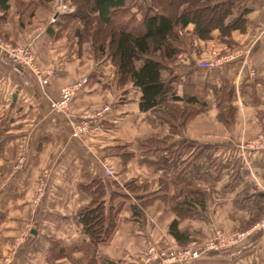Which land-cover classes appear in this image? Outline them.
Segmentation results:
<instances>
[{
  "label": "crops",
  "instance_id": "1",
  "mask_svg": "<svg viewBox=\"0 0 264 264\" xmlns=\"http://www.w3.org/2000/svg\"><path fill=\"white\" fill-rule=\"evenodd\" d=\"M124 1L133 10L150 0ZM8 3L4 19L0 8V31L15 43L33 40L44 82L0 53V252L10 249L0 264H147L150 247L187 246L218 233L237 239L183 264H264L258 225L264 222V152L250 154L252 177L236 144L264 128V0H247L252 23L246 32L234 31L225 43L216 32L212 44L198 39L171 65L172 91L195 97L205 111L178 133L168 132L156 111L161 106L140 111V90L118 85L110 60L100 62L88 44L79 46L60 17L50 22L39 12L37 22L20 24ZM205 42L208 48H197ZM233 42L250 48L254 74L242 59L212 69L196 63L199 50L207 55ZM73 84L77 90L60 109L61 89ZM240 106L254 112L245 125L238 116L230 126L217 119ZM83 120L95 121L75 133ZM40 178L44 194L37 198ZM98 191L105 223L113 225L106 239L92 244L77 212ZM173 220L187 243L170 234Z\"/></svg>",
  "mask_w": 264,
  "mask_h": 264
},
{
  "label": "trees",
  "instance_id": "2",
  "mask_svg": "<svg viewBox=\"0 0 264 264\" xmlns=\"http://www.w3.org/2000/svg\"><path fill=\"white\" fill-rule=\"evenodd\" d=\"M69 1L76 8L70 16L83 25L75 30L76 36L81 40L91 38L95 56L110 60L118 85L130 83L140 90V111L161 106L156 110L158 116L170 123L172 132L176 128L173 114L189 109H178L177 103L189 107L198 101L193 96L179 97L172 91L171 64L193 37L206 40L213 30L219 31L221 37H229L233 31L244 32L250 12L247 0H150L148 6L139 5L136 11L124 0ZM0 8L6 12L8 0H0ZM199 8L205 13L194 12ZM96 194L88 206L77 212L92 244L106 239L113 225L111 220L105 223L103 192ZM194 194L195 203L201 205V192L195 190ZM169 232L179 244L189 241L185 232L178 231L177 220L170 223Z\"/></svg>",
  "mask_w": 264,
  "mask_h": 264
},
{
  "label": "rangeland",
  "instance_id": "3",
  "mask_svg": "<svg viewBox=\"0 0 264 264\" xmlns=\"http://www.w3.org/2000/svg\"><path fill=\"white\" fill-rule=\"evenodd\" d=\"M165 1L168 2L169 0H165ZM149 3H150V1H149ZM12 4L14 6L15 13L17 15H19L20 24H22L23 21L31 22L32 20H34V22H37L38 21L39 12H41L43 14L44 13L49 14V15H47V19H49L50 22H53L54 20H56L55 18L57 16L60 17L61 20L64 23V24L62 23V25L64 27H67V28L70 27L71 28V30H70L71 35L77 37L78 45L81 46V45H84V44H88L89 48H90V51L92 52V55L95 56L96 53H95V50L93 49V46L91 44V38H86L85 40H81V39H79L78 36H76L75 30L76 29H82L83 25H82V23H81V21L79 19H77L76 17L70 16V14L75 12L76 8H75V6L73 4H71V2L69 0H50V1L12 0ZM127 6H130V5H127ZM138 6L139 5L135 4V6L133 7V11H136ZM131 10H132V6H131ZM195 10L196 11H194V12L198 13V14L204 12L202 8L195 9ZM6 12L2 11V13H3V17L2 18L3 19L6 16ZM63 15H68V16L66 17V16H63ZM137 15L139 16L140 12H138ZM259 17L260 18L263 17V12L262 11L260 13H258L257 15H255V18H259ZM250 19L251 18H250V12H249L246 15V27H245V31L244 32H246V30L249 28V26L252 23L250 21ZM214 32L217 33V37L220 38L224 43L226 41H232L231 36H229V37H221L219 35V31H217V30H213L211 32L210 37L208 39H206V40H203V41H209V43L212 44L213 41H210V40L214 38V36L212 35V34H214ZM244 32H241V33H244ZM232 34H234V31L231 33V35ZM186 39H187V36H186ZM190 40H191L190 45H187L186 48H184V50L178 55L177 59L171 65L176 63L179 58L181 59L182 54L190 51L192 46H193V43H195V41H197L198 39L193 37ZM0 42H6V43L11 44V45H20V46L21 45H23V46L24 45H29V50L31 52V57H32V60H31L30 64H31L32 67H34L35 69L38 70L37 58H36V55L34 54L33 48H32L33 40L30 39V40H27V41H25L23 43H15V42H12L10 39L5 38L2 35L1 31H0ZM204 47L205 48L209 47L208 42L207 43L205 42L203 47H201L199 45L197 48L200 49V48H204ZM249 50H250L249 47H242V46L238 47V46H235L234 42H233V46L232 47L231 46H228V47H224L223 46L222 49L220 47H218V48L212 47L207 55H201L200 50H199V52H198L199 55L195 58V61L198 64V66H199V63L202 62V61H210V62H212L214 64L213 67H206V68H211V69L212 68H218V67L224 66L226 64H229L231 61H233L235 59H242L243 61H246V64L250 65L251 62H250V51ZM95 58L98 59L100 62H102V61L107 59V58L105 59V58H101V57H97V56H95ZM19 66H25V67L29 68L32 71L31 66H27L25 64H21ZM249 68H248V71H250V74H254L253 66L250 65ZM36 78L41 84H42V82H44V78L43 77H40V79H39L38 76L36 75ZM81 79H83V78H81ZM115 79H116V77H115ZM106 106L107 105H105L103 107L104 110H105ZM185 107H187L189 109H181V108H185ZM262 107H264V105ZM178 109L184 110L185 112L183 111L184 113H181L180 112L181 110H180V111L175 112V114H173L174 115V119L173 120H174V122L176 124L175 130H173V132H175V133H178L179 131H182V129L186 128L185 126H186L187 122H189V123L191 122L192 123L193 122L192 120L198 118L197 116L202 115L201 114L202 112H205V111H203V108L201 106H199V105L198 106L194 105V106H189L188 107V106H184L183 104L180 105L178 103ZM198 109H201V110H198ZM236 111H238L239 113H237ZM236 111H235V109L233 107H231V109L223 111V115L218 116L217 119L221 123H223L224 126H230L231 123L235 124L234 123V119L238 116V117H240L239 122L241 124L244 123V125H245L247 120L250 118L252 113L250 111L246 112V109H245L244 106H242V108L240 106L239 109H237ZM178 112H180V113H178ZM258 113H260V115H262L263 114V110L258 111ZM253 114H254V112H253ZM255 118H258V116H255ZM86 121H88V120H86ZM163 121L168 125V132L173 133L171 131L170 126H169L170 123L168 121H166V120H163ZM195 122L198 123L199 121H195ZM191 123H190V126L192 125ZM211 123H212V121H211ZM211 123L209 124L210 128L211 129H215L216 126H214V124L211 125ZM206 124H208V122H206ZM236 144H237V149L239 150V155L241 156V158L243 159V162L245 164L246 170L251 173L252 177H254L252 172L250 171L249 157H250V154L253 151H258L260 153L264 152V128L256 130V131H253V132H250L249 136L242 135L236 141ZM248 144H253V146H255L256 148H250L248 146ZM41 179L42 178H40L39 181L36 184L37 187H36L35 193H36V197L37 198H40L41 195L44 194L43 193V191H44V182H43V179L42 180ZM215 235H217V234H214V236H211V237H209L207 239H203L201 242H195L194 241L196 247H198V248L203 247L204 244H206L210 240H213ZM20 240H21V235H20V237H18L16 239L15 245H18L19 244L18 242H20ZM185 246L186 245H183V246H180V247H185ZM180 247H176V248H180ZM170 248L171 247H168V249H170ZM162 249H167V248H162ZM9 250L10 249H4L5 252H0V262L6 261L7 258L5 257V253H6V255H9V253H10ZM158 250H160V249H158ZM211 250H214V249H211ZM206 251H209V250H206Z\"/></svg>",
  "mask_w": 264,
  "mask_h": 264
},
{
  "label": "built area",
  "instance_id": "4",
  "mask_svg": "<svg viewBox=\"0 0 264 264\" xmlns=\"http://www.w3.org/2000/svg\"><path fill=\"white\" fill-rule=\"evenodd\" d=\"M0 53L4 55L11 64L21 65L25 64L27 66H31L30 62L32 60L31 52L29 50V45H11L6 42H0ZM213 63L210 61H202L199 63L201 67H213ZM32 71L38 76L42 77L37 69L32 67ZM86 79L83 78L82 82ZM79 84H73L71 86H67L62 88L61 90V100L56 103V106L60 109L66 107V104L69 102L74 92L77 90ZM107 110V108H105ZM92 121H80L74 124V132L77 134H82L88 131L90 128V124ZM91 122V123H90ZM250 148H256L253 144H248ZM106 173H110L108 168L105 169ZM41 184V183H40ZM259 228H264V222H260ZM237 237H230L224 234L218 233L213 240H210L203 247L198 248L195 245V242L180 248H170V249H155L150 247L147 249L145 255V262L147 264H178L185 263L188 260H192L194 258H198L203 254L206 250H217L226 245L227 243H235ZM153 259V260H152Z\"/></svg>",
  "mask_w": 264,
  "mask_h": 264
}]
</instances>
